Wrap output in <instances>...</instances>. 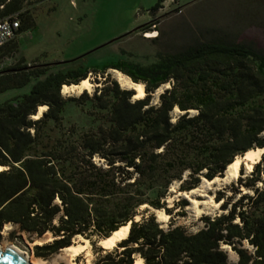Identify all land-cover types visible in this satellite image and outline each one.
I'll return each instance as SVG.
<instances>
[{"label": "trees", "instance_id": "1", "mask_svg": "<svg viewBox=\"0 0 264 264\" xmlns=\"http://www.w3.org/2000/svg\"><path fill=\"white\" fill-rule=\"evenodd\" d=\"M25 2L0 0V19L19 16L18 35L36 25ZM21 61L0 71V93L29 86L0 102V237L8 223L32 236L52 233L53 240L35 246L37 256L49 257L79 235L96 244L130 223L113 248L96 250L94 264H135L137 258L143 264H264V189L256 187L261 163L256 177L244 182L254 194L235 202L229 197L224 212L201 217L199 230L178 224L176 216L186 212L175 213L166 201L174 182L191 191L203 177L223 176L237 156L264 148L262 48L209 37L159 53L150 64L122 58L65 71L52 62ZM109 69L143 82L147 95L134 98V89L121 87ZM93 70L108 75L94 94L64 96V84H78ZM164 83L173 85L155 104L152 93ZM69 101L92 102L102 119L80 142L53 139L47 130L49 121L63 119ZM41 105L47 110L33 117ZM177 108L183 113L174 119ZM153 209L170 214L169 223Z\"/></svg>", "mask_w": 264, "mask_h": 264}, {"label": "rangeland", "instance_id": "2", "mask_svg": "<svg viewBox=\"0 0 264 264\" xmlns=\"http://www.w3.org/2000/svg\"><path fill=\"white\" fill-rule=\"evenodd\" d=\"M157 3H160L158 9H152ZM25 10L31 12L36 25L21 32L0 52V71L22 63V59L27 64L52 62L59 65L55 70L65 71L78 66L93 68L122 58L150 64L157 60L159 53L176 52L189 42L209 37L252 43L264 50V0H26ZM150 22H157V26L153 25L152 31L145 32L142 28ZM153 34L158 36H150ZM115 70L109 69L107 74L121 87L127 88ZM106 76L94 70L89 72L87 78L93 82V87L87 90L89 94H94L97 87L103 85ZM172 85L162 84L152 93V102L159 103L160 94ZM27 90L29 86L0 93V102ZM81 94L73 92L64 96ZM196 112L191 110L192 114ZM182 113L177 108L172 115L175 119ZM101 122L92 102L69 101L63 119L49 121L47 130L53 139L80 142L85 132L97 130ZM258 163H261L263 172L262 181H258L256 187L263 190L264 152L253 163L251 171L244 163L239 176L229 183L217 181L209 184V179L203 177L196 189L182 191L180 182H174L166 200L167 206L175 213L186 212V215L176 216V222L192 231L199 230L204 226L201 217L224 212L221 206L229 197L235 202L243 194H254V190L244 182L256 177L253 170L257 169ZM223 176L220 177H227V171ZM223 194L224 199L219 200ZM182 199L188 201L185 207L179 204ZM154 211L161 222L169 223L170 214L165 210ZM51 240L52 233L43 237L32 236L22 232L19 226L8 223L1 232L0 246L5 249L7 245L16 243L40 264H94L98 256L96 250L101 246L100 240L94 244L89 239L86 252L77 256L64 248L49 257L37 256L36 244ZM79 241L80 238L73 239V243ZM245 246L253 249L247 243ZM226 247L231 261L237 262L238 254L230 246Z\"/></svg>", "mask_w": 264, "mask_h": 264}, {"label": "bare ground", "instance_id": "3", "mask_svg": "<svg viewBox=\"0 0 264 264\" xmlns=\"http://www.w3.org/2000/svg\"><path fill=\"white\" fill-rule=\"evenodd\" d=\"M150 36H158V35L153 34ZM115 71L118 72L119 79L123 82L124 85H126L127 88H129V89L131 88V89L136 90L135 95H134L135 98H142L145 96L146 88H145V84L143 82H135L127 74H125L119 70H115ZM92 87H93V82L90 80V78H85L78 84H71V85L64 84L62 86V92L65 95L73 93V92L82 93L85 90H90ZM47 108H48L47 105L39 106L37 114L33 115V117L39 118L47 110ZM263 152H264V148H254V149L248 150L244 155L237 156L234 159V161L228 165V168L226 170L227 171V177L221 178L220 176H217L212 180H208L207 182H209V184L215 183L217 181H221V182L225 181V182L229 183L232 179H235L239 176L241 167L244 165V163L246 164V168L249 171H251L253 168V163H255L256 161H258V159L261 158ZM0 168H1V166H0ZM212 201H214V200H212ZM216 204H218V202H216ZM160 212L163 213V211H160ZM129 229H130V223L127 225H124V226L120 227L118 230L114 231L110 237L101 238L100 242L103 246H105L107 248H113L117 244L118 240L125 238L128 235ZM77 238H80L79 242L73 243L72 245L64 248V249L70 251L73 254V256H77V255L82 254L86 250L87 246L90 245L89 239L83 237L82 235H79ZM37 242H40V241H37ZM26 254L29 257L30 263L33 262L34 264H40L38 259H34L33 256L29 255L28 253H26ZM73 264H76V263H73ZM135 264H143V259L137 258L135 261Z\"/></svg>", "mask_w": 264, "mask_h": 264}, {"label": "water", "instance_id": "4", "mask_svg": "<svg viewBox=\"0 0 264 264\" xmlns=\"http://www.w3.org/2000/svg\"><path fill=\"white\" fill-rule=\"evenodd\" d=\"M136 29L137 28H135L134 31ZM116 39L117 38L111 40L110 42H112ZM90 52H88V53H90ZM88 53H86V54H88ZM86 54H84V55H86ZM61 62H63V61H59L58 63H61ZM120 240H118V242ZM100 245L104 248H107V247L103 246L101 243H100ZM0 264H32V263H30L29 257L27 256L24 249H22L18 244L14 243V244L7 245V247L5 249H2V247L0 246Z\"/></svg>", "mask_w": 264, "mask_h": 264}, {"label": "built area", "instance_id": "5", "mask_svg": "<svg viewBox=\"0 0 264 264\" xmlns=\"http://www.w3.org/2000/svg\"><path fill=\"white\" fill-rule=\"evenodd\" d=\"M20 26L21 20L18 15L7 16L0 19V46L16 37Z\"/></svg>", "mask_w": 264, "mask_h": 264}]
</instances>
